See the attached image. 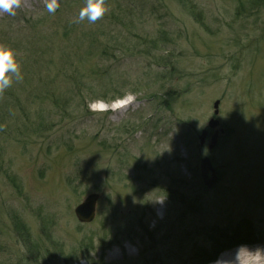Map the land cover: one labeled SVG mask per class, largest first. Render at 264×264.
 Segmentation results:
<instances>
[{"label": "rangeland", "instance_id": "1", "mask_svg": "<svg viewBox=\"0 0 264 264\" xmlns=\"http://www.w3.org/2000/svg\"><path fill=\"white\" fill-rule=\"evenodd\" d=\"M247 1L192 0L201 24L178 0H104L95 23L87 0L0 13L23 77L0 92V264H203L222 234L264 246V3L236 17Z\"/></svg>", "mask_w": 264, "mask_h": 264}, {"label": "clouds", "instance_id": "2", "mask_svg": "<svg viewBox=\"0 0 264 264\" xmlns=\"http://www.w3.org/2000/svg\"><path fill=\"white\" fill-rule=\"evenodd\" d=\"M21 7L20 0H0V13L15 15V10ZM58 4L56 0L47 3L46 8L50 13H54ZM107 12L104 7V0H87L86 6L79 13V20L87 19L90 23H95ZM13 77L20 81L23 77L20 66L15 58V53L11 49L0 46V92L11 87ZM244 253L247 257V264H264V246L255 249H248L242 246L238 252ZM236 255V256H237ZM232 264H236V257Z\"/></svg>", "mask_w": 264, "mask_h": 264}, {"label": "trees", "instance_id": "3", "mask_svg": "<svg viewBox=\"0 0 264 264\" xmlns=\"http://www.w3.org/2000/svg\"><path fill=\"white\" fill-rule=\"evenodd\" d=\"M180 2V4L188 11L189 14L192 15V17L198 22V23H203L200 20V14H198L197 12V8L194 4V2H192V0H178ZM261 3H264V0H248L245 4L246 6H242V5H238L237 7V12H236V17H242L245 15V12H248L249 8L257 11L260 7H261ZM249 7V8H248ZM252 12V13H254ZM251 14V13H250ZM95 87L93 85H89L86 88V91L88 93H94ZM123 95H119L116 98L111 99V101H115L119 98H123ZM110 102V101H109ZM235 234L237 236H241L242 233L240 230L235 231ZM250 234V233H249ZM221 237H219L216 241H212V249L209 250L207 252V257L203 260V264H210L213 263L217 260V258L219 257L220 254H222L225 251L231 250L235 247H238L239 245H255L258 243H261L263 240H260L259 242L257 241H251V240H245V238L250 237L248 234L246 237H239L236 238L234 237V234L231 235L233 237H231L230 235H220Z\"/></svg>", "mask_w": 264, "mask_h": 264}, {"label": "water", "instance_id": "4", "mask_svg": "<svg viewBox=\"0 0 264 264\" xmlns=\"http://www.w3.org/2000/svg\"><path fill=\"white\" fill-rule=\"evenodd\" d=\"M219 106H220L219 101H216L213 105L215 116L219 115ZM218 125L219 122L216 119H211V121L209 122V128H215ZM206 136H207V131H203L200 136V141L202 145H204L205 143ZM218 136H219L218 132H216L213 135L212 143L210 144V149L215 148V146L217 145ZM200 169H201V176L205 186L207 188H211L215 186L219 178L217 171L213 168L211 164V160L208 157L202 159ZM98 198H99L98 194L89 195L86 201L80 204L75 209V215L79 222L90 223L94 220Z\"/></svg>", "mask_w": 264, "mask_h": 264}, {"label": "bare ground", "instance_id": "5", "mask_svg": "<svg viewBox=\"0 0 264 264\" xmlns=\"http://www.w3.org/2000/svg\"><path fill=\"white\" fill-rule=\"evenodd\" d=\"M32 0H25V2H30ZM122 106V105H121ZM124 107L127 106V104L123 105ZM117 109L120 107V104L116 105ZM236 257V264H247V257L241 254L236 255H226L224 257H221L220 260L215 264H232Z\"/></svg>", "mask_w": 264, "mask_h": 264}]
</instances>
